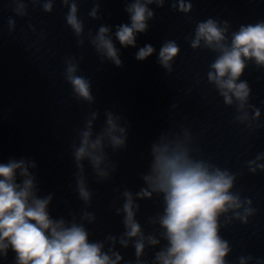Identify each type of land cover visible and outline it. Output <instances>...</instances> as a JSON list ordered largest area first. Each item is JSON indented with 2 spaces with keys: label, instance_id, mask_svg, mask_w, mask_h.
<instances>
[{
  "label": "clouds",
  "instance_id": "1",
  "mask_svg": "<svg viewBox=\"0 0 264 264\" xmlns=\"http://www.w3.org/2000/svg\"><path fill=\"white\" fill-rule=\"evenodd\" d=\"M12 12L17 17L28 15V4L52 13L57 0H10ZM103 0H92L88 16L102 20L100 15ZM169 0H124L125 12L130 23L114 26L100 24L95 33L87 32V43L93 48L101 64L109 62L117 68L123 67L122 48H136L138 34L149 30V21L155 18L151 5L163 8ZM68 9L66 25L76 37V46H85V24L79 18L78 0H59ZM173 11L188 14L192 11L191 0H170ZM8 31H16V20L9 17ZM29 29L36 33L34 25ZM228 21L208 18L198 22L193 34L185 39L193 50L201 48L216 53L209 64L206 78L222 97L227 107H235L234 121L249 130L264 127L260 124L261 111L249 103L251 88L242 80L248 62L264 69V20L252 24H241L230 32ZM40 39L46 32L41 31ZM156 49L145 44L135 53L137 61H145ZM180 54L175 40L162 43L157 54V63L171 74L173 63ZM75 55L64 58V79L71 86L73 96L89 106L83 124L76 129L72 142V157L75 165V192L84 207L79 214L69 210L68 217L54 218L50 213L55 193L40 195L38 177L34 170L38 164L33 159L10 157L0 163V264L14 253L12 264H229L227 257L232 246L220 232L233 220L247 224L257 210L250 198L241 197L233 191L238 173L221 168L200 155L195 136L188 128L180 131L163 130L150 143V161L147 170L140 174L142 186L137 191L128 187H116L119 195L113 199L112 209L122 217L124 231L119 235L107 234L102 240L90 239L88 225L97 222L92 205L94 193L87 181L85 162L90 166L97 183L111 181L118 164L110 155L127 148L130 122L116 111L106 109L99 130L96 122L100 110L92 106L96 98L92 92V81L80 75V62ZM178 105L173 103L172 109ZM249 173L264 172V152L246 161ZM159 197L161 210L147 217L152 227L146 232L137 219L141 205L139 201ZM122 201V203H121ZM67 205L68 202L65 201ZM119 205V206H117ZM221 217L225 220L221 222ZM122 249H134V260H125ZM154 251L151 259L146 253ZM238 264H264V257L251 254L240 256Z\"/></svg>",
  "mask_w": 264,
  "mask_h": 264
}]
</instances>
